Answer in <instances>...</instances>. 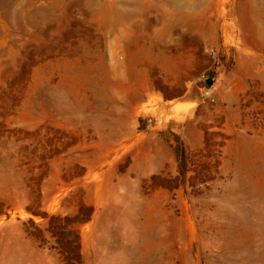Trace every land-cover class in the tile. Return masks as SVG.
<instances>
[{"label":"rangeland","instance_id":"obj_1","mask_svg":"<svg viewBox=\"0 0 264 264\" xmlns=\"http://www.w3.org/2000/svg\"><path fill=\"white\" fill-rule=\"evenodd\" d=\"M12 215L0 264H264V0H0Z\"/></svg>","mask_w":264,"mask_h":264},{"label":"bare ground","instance_id":"obj_2","mask_svg":"<svg viewBox=\"0 0 264 264\" xmlns=\"http://www.w3.org/2000/svg\"><path fill=\"white\" fill-rule=\"evenodd\" d=\"M145 103H141L138 107H137V109H136V113L137 112H139V111H141V110H144L145 109ZM135 112V111H134ZM141 139V138H140ZM139 139V140H140ZM139 140H137V141H139ZM151 140V139H150ZM149 140V141H150ZM136 141V142H137ZM148 141V142H149ZM131 146V145H130ZM129 145H127V146H123L122 148H121V150L123 151V150H126L128 147H130ZM254 146H252L251 144L250 145H247L245 148H244V151H243V154H242V157H241V164L244 166V168H245V170H246V173H249V170L252 168V166H253V164H254V162H253V159H251V155L253 154V151H254ZM251 154V155H250ZM252 182H253V184L257 187V186H260V184H261V182H260V180L259 179H254V180H252ZM96 188V187H95ZM86 190V192L87 193H90V191L88 190V189H85ZM64 190H62L61 192H63ZM61 192H59V193H56L51 199H50V201L49 202H47L46 203V207L48 208V207H53V206H55L57 203H58V198H59V196H62L61 195ZM52 209V208H51ZM26 216V215H25ZM21 218H23L24 217V215H22L21 214V216H20ZM13 219H14V217H13V215L10 217V220H9V223H11V222H13ZM7 222V221H6ZM5 221H1L0 222V227L3 225V224H5L6 223Z\"/></svg>","mask_w":264,"mask_h":264},{"label":"water","instance_id":"obj_3","mask_svg":"<svg viewBox=\"0 0 264 264\" xmlns=\"http://www.w3.org/2000/svg\"><path fill=\"white\" fill-rule=\"evenodd\" d=\"M152 136H147L145 139L139 141L137 143V145L135 146V148L139 145H142L146 142H148L151 139ZM83 189H88L90 191V193H92L95 189V185L94 184H86L84 185ZM57 193V188L56 186H51L43 195V202L44 204H46L55 194ZM70 196V195H69ZM13 224L12 223H5L0 227V230H5L8 229L10 227H12Z\"/></svg>","mask_w":264,"mask_h":264}]
</instances>
